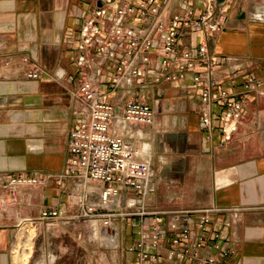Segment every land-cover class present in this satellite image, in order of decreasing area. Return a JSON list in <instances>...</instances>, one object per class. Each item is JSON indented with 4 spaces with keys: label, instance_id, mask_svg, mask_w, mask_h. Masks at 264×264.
Segmentation results:
<instances>
[{
    "label": "crops",
    "instance_id": "obj_1",
    "mask_svg": "<svg viewBox=\"0 0 264 264\" xmlns=\"http://www.w3.org/2000/svg\"><path fill=\"white\" fill-rule=\"evenodd\" d=\"M100 2L0 0L1 208L5 179L65 171L68 133L79 122L72 96L80 75L75 65L78 32ZM182 2L192 7L195 17L202 14L203 5L197 0ZM171 5L172 13L177 11L178 5L173 1ZM222 6L226 10L222 28L209 43L221 60L214 88L238 94L244 104L241 122L231 142L218 147L219 116L212 139L207 141L199 127L197 98L187 97L172 83L151 89L148 100L155 120L142 130L153 156L149 208L225 209L214 220L229 222L220 229L235 254L226 260L219 258L221 264H264V0H225ZM133 18L128 17L125 24H134ZM200 41L201 32L190 29L181 38L184 48ZM222 57L236 61L225 63ZM156 65L153 58L151 67ZM36 68L37 78L26 77ZM249 77L260 82L258 93L243 92ZM68 187L66 182L63 187L51 182L20 189L18 219L12 210L0 209V264H23L15 256L23 239L31 241L33 249L26 252L27 264H41V242L48 235L54 236L55 252L60 251L56 264H136L134 256L124 250L136 239V228L126 221L117 226L122 245L118 253H90L88 244L75 241L76 233L74 239L64 230L69 243L60 257L64 231L44 230L38 219L45 209L63 208ZM156 264L180 263L160 260Z\"/></svg>",
    "mask_w": 264,
    "mask_h": 264
},
{
    "label": "built area",
    "instance_id": "obj_2",
    "mask_svg": "<svg viewBox=\"0 0 264 264\" xmlns=\"http://www.w3.org/2000/svg\"><path fill=\"white\" fill-rule=\"evenodd\" d=\"M172 1L178 5L173 13L172 5L168 7ZM197 1L203 5L198 17L182 0H168L164 5L155 0H101L78 32L75 65L80 75L72 96L79 122L68 133L65 171L5 179L2 211L10 209L18 219L20 189L51 182L63 187L66 182L63 208L45 209L38 220L47 227L57 223L74 227L81 243L118 253L122 245L117 226L126 221L136 228V239L124 250L136 264L160 260L221 264L219 258L235 254L220 229L229 222L214 220L225 209L149 208L153 156L142 130L155 120L150 90L172 83L187 97L197 98L199 127L207 141L219 116L218 147L231 142L244 111L237 93L214 88L221 60L209 43L221 30L226 10L214 0ZM128 17H134V24H125ZM187 29L200 31L202 41L184 48L181 38ZM39 73L36 68L26 77L37 78ZM259 84L249 77L243 92L258 93Z\"/></svg>",
    "mask_w": 264,
    "mask_h": 264
},
{
    "label": "rangeland",
    "instance_id": "obj_3",
    "mask_svg": "<svg viewBox=\"0 0 264 264\" xmlns=\"http://www.w3.org/2000/svg\"><path fill=\"white\" fill-rule=\"evenodd\" d=\"M30 226H31V228L29 230L33 229L32 225H30ZM41 228L42 229L44 228V230L47 229V226L45 225V223H41ZM51 229H56V230L61 229L63 231L64 230L68 231V232L72 233L71 236H72V238L74 237V239H75L76 229L74 227L70 226V225L68 226L67 224L64 225V224H61V223H57L55 225H52V226L48 227V231H51ZM65 231H64V233H62V235H64V237L66 238V237H68V235L65 234ZM73 233H74V235H73ZM32 235L33 234L31 233L30 237H32ZM53 240H54V236H52V235H48V238H42V242H41L42 243L41 244V257H42L41 258V264H56L57 263V261L59 259L58 256L60 255V251L59 252L57 251V253L55 252L56 249H55V245H54V241ZM68 241L69 240L67 238L64 239V242H63L64 249L61 251V256H60L61 258L64 257L65 248H66L65 245L69 243ZM75 241L77 242L78 240L75 239ZM28 242L29 243L25 242L24 239H23L22 241H20V243L18 244L17 248H15V256L17 258H19L21 260V263H23V264H27V262L30 260V258H28V255H26L27 254L26 252L27 251H33L32 245L30 244L31 241L28 240ZM78 242L81 243L80 241H78ZM88 246H89L88 250H89L90 253L92 251H94V252H96V251L100 252L101 251V249H97L96 244L95 245H92V244L89 245L88 244ZM84 253H83V255H84ZM54 258L56 260H54ZM63 260H65V259H63Z\"/></svg>",
    "mask_w": 264,
    "mask_h": 264
},
{
    "label": "water",
    "instance_id": "obj_4",
    "mask_svg": "<svg viewBox=\"0 0 264 264\" xmlns=\"http://www.w3.org/2000/svg\"><path fill=\"white\" fill-rule=\"evenodd\" d=\"M214 1L217 7L222 5L225 2V0H214Z\"/></svg>",
    "mask_w": 264,
    "mask_h": 264
}]
</instances>
